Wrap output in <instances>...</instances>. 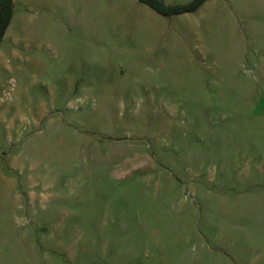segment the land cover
Segmentation results:
<instances>
[{
    "label": "rangeland",
    "instance_id": "1",
    "mask_svg": "<svg viewBox=\"0 0 264 264\" xmlns=\"http://www.w3.org/2000/svg\"><path fill=\"white\" fill-rule=\"evenodd\" d=\"M168 4L189 0H163ZM264 262V0H12L0 264Z\"/></svg>",
    "mask_w": 264,
    "mask_h": 264
},
{
    "label": "trees",
    "instance_id": "2",
    "mask_svg": "<svg viewBox=\"0 0 264 264\" xmlns=\"http://www.w3.org/2000/svg\"><path fill=\"white\" fill-rule=\"evenodd\" d=\"M157 11L170 14L196 9L204 0H189L185 3L168 4L163 0H143ZM12 16V0H0V40Z\"/></svg>",
    "mask_w": 264,
    "mask_h": 264
},
{
    "label": "crops",
    "instance_id": "3",
    "mask_svg": "<svg viewBox=\"0 0 264 264\" xmlns=\"http://www.w3.org/2000/svg\"><path fill=\"white\" fill-rule=\"evenodd\" d=\"M254 263H256V264H264V262H262V261L259 260V257L258 256L255 257Z\"/></svg>",
    "mask_w": 264,
    "mask_h": 264
}]
</instances>
